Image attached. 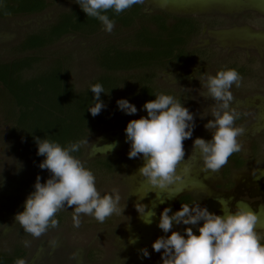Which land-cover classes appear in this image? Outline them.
<instances>
[{"label":"rangeland","instance_id":"rangeland-1","mask_svg":"<svg viewBox=\"0 0 264 264\" xmlns=\"http://www.w3.org/2000/svg\"><path fill=\"white\" fill-rule=\"evenodd\" d=\"M47 2L48 7L42 13L0 18V61L23 56L16 52L15 46L26 35L42 30L60 14L70 12L75 5L74 0ZM141 5L142 16L136 18L130 27L116 23L110 33L102 27L88 36L70 34L40 52H30L39 55L40 62L33 71L24 74L25 77L37 75L61 60L70 70V81L75 89L83 90L103 73L96 59L102 49L132 50L139 29L158 31L150 20L152 16L166 14L170 25L176 17L193 19L198 23L199 31L191 37L185 49L206 52L207 61H203L204 53L201 59L198 57L192 63L156 66L142 72H154L157 91L169 92L193 114L192 137L182 141L187 159L195 138H211L204 124L212 119L214 102L201 95L205 91L207 76L222 69H235L241 81L239 87L233 85L230 89L233 96L231 107L240 113L234 126L244 128V133L237 138L241 150L236 152L242 158L243 166L233 165L230 155L218 172L201 173L198 160L181 161L177 166L181 173L185 163L191 166L186 176V187L171 198L164 191L151 189L138 174L132 176L142 161L128 158L129 144L125 142L124 128L129 120L146 116L141 107L143 104L133 102L128 91L131 78L141 72L117 73L115 75L120 81L118 90L104 102L106 107L101 110L114 115L108 123L85 138L88 142L81 146L82 152L77 158L92 171L96 178L95 186L101 194L110 193L114 187L118 189L121 213H114L103 223L81 214L80 226L74 228L72 208L68 207L55 214L58 220L56 228H49L40 237L25 233L13 220L14 214L23 211V201L34 190L37 175L43 183L49 173L38 167L43 156L36 155V147L30 148L22 133L4 127L0 118V252L8 255L23 253L26 264H161L160 252L151 248L157 237L167 235L157 227L159 213L164 207L179 210L176 202L183 195L190 196L189 204L198 202L216 214H221L217 197H231L230 205L242 200L257 213L256 230L264 235V207H260L264 205V0H144ZM165 73L173 77L174 83ZM121 98L136 106L134 115H126L117 109L116 101ZM113 142L116 146L104 152L102 147ZM93 145L100 147L98 151L93 149ZM253 182L255 186L245 191L242 184ZM146 192L138 202L144 204L146 210L152 209L156 213L151 224L142 222L134 208L137 197ZM184 227L173 224L170 232L183 233ZM193 232L198 234L195 227ZM133 240L135 243L130 242ZM23 241H29V246L25 247ZM53 241L54 246L51 244ZM145 247L149 253L147 258L139 252Z\"/></svg>","mask_w":264,"mask_h":264},{"label":"clouds","instance_id":"clouds-1","mask_svg":"<svg viewBox=\"0 0 264 264\" xmlns=\"http://www.w3.org/2000/svg\"><path fill=\"white\" fill-rule=\"evenodd\" d=\"M74 3L87 17L96 19L105 32L110 33L114 20L107 15L109 10L118 15L133 5L143 4L144 0H74ZM165 75L173 82L171 75ZM240 81L241 76L235 69H222L215 75L207 76L205 91L201 95L214 102L212 119L204 124L211 138H195L187 159L182 141L192 137L193 114L180 100L163 92L155 94V99L144 102L141 107L146 116L129 120L124 128L125 142L129 144L128 158L142 161L132 176L138 174L151 189L164 191L171 198L186 187V176L191 166L185 163L181 173L177 170L181 161L198 160L201 173L218 172L232 153L241 150L237 138L244 133V128L234 126L240 113L231 107L233 96L230 91L233 85L239 87ZM89 90L93 94V103L87 107V111L94 117L106 107L100 99V94L105 91L100 83L90 85ZM116 106L126 115L137 112L136 106L125 98L118 99ZM34 141L36 155L43 156L38 167L46 169L49 176L41 183L37 175L34 190L23 201V211L14 214L13 220L25 233L40 237L49 228H56L58 220L55 214L68 207L72 208L74 228L80 226L81 214L103 223L114 213H121L118 189L114 187L110 193L101 194L95 186L96 178L92 171L73 155L88 142L87 139L64 146L45 138H34ZM115 146L113 142L102 148L107 152ZM99 148L93 145V149L98 151ZM92 154L96 155V152ZM146 194L137 197L134 208L142 222L151 224L156 213L152 209L146 210V206L138 202ZM216 199L221 214L209 212L198 202L181 203L176 211L163 208L157 227L167 235L157 237L151 244L153 251L160 252L161 264H264V235L256 230L259 220L257 213L242 200L230 205L231 197ZM173 224L185 225L183 233L170 232ZM193 227L198 234H194ZM130 242L135 243L134 240ZM23 244L27 247L29 241H23ZM51 244L54 246L55 242ZM139 252L144 258L149 256L146 247ZM14 264L26 262L17 258Z\"/></svg>","mask_w":264,"mask_h":264},{"label":"trees","instance_id":"trees-1","mask_svg":"<svg viewBox=\"0 0 264 264\" xmlns=\"http://www.w3.org/2000/svg\"><path fill=\"white\" fill-rule=\"evenodd\" d=\"M47 7V0H0V18L35 15ZM107 15L114 24L130 27L136 18L142 16V5H133L118 15L109 10ZM166 17V14L152 16L150 20L158 31L139 29L133 42L134 49L106 47L100 51L96 59L103 73L90 85L100 83L103 86L105 93L100 94L103 103L118 90L120 81L115 75L117 73L141 72L131 78L128 91L133 102L144 104L161 93L154 86L155 73H143L145 69L178 63L185 65L198 57L201 59L204 53L203 61H207L206 52L185 49L191 37L197 35L198 23L193 19L176 17L170 25ZM100 28L102 25L87 17L75 3L70 12L60 14L42 30L26 35L15 46L16 52L23 56L0 61V118L4 127L20 131L30 148L36 147L34 138H45L62 146L85 139L113 117L114 113L109 111H101L94 117L87 111L93 103L90 85L77 91L70 81V70L61 60L37 75H24L33 71L40 62L39 55L30 52H40L70 34L88 36ZM81 152L82 147L73 155L78 157ZM230 161L236 167L243 166L242 158L236 152L231 154ZM23 257L19 252L10 255L0 252V264H14L17 258Z\"/></svg>","mask_w":264,"mask_h":264},{"label":"flooded vegetation","instance_id":"flooded-vegetation-1","mask_svg":"<svg viewBox=\"0 0 264 264\" xmlns=\"http://www.w3.org/2000/svg\"><path fill=\"white\" fill-rule=\"evenodd\" d=\"M243 186H245L244 187V189H245V191H247V189H248V187L250 188V187H254L255 186V183L253 182V183H250V185L249 184H247V183H243L242 184ZM180 201H183L184 203H187V204H189L190 202H191V198H190V196H187V195H183V196H181L178 200H177V205H181L180 204ZM231 203V202H230ZM183 204V203H182Z\"/></svg>","mask_w":264,"mask_h":264}]
</instances>
